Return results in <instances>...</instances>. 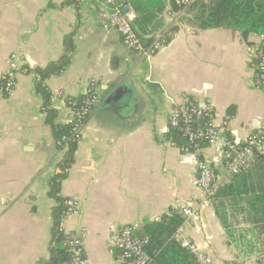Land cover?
<instances>
[{
    "label": "crops",
    "instance_id": "0c3cea01",
    "mask_svg": "<svg viewBox=\"0 0 264 264\" xmlns=\"http://www.w3.org/2000/svg\"><path fill=\"white\" fill-rule=\"evenodd\" d=\"M109 15L103 0H0V79L12 55L19 66L14 90L0 94V264H43L54 246L57 201L51 181L66 149L56 143L38 84L48 92L54 124L64 126L72 111L60 94L78 98L92 81L99 100L59 193L77 202L78 213L66 216L62 229L82 238L90 264H116L112 233L126 226L139 232L183 208L200 214L198 221L183 217L181 235L196 246L199 260L258 264L264 221L255 197L264 195V164L250 167L239 181V217L227 199L203 206L199 158L182 153L165 135L173 109L191 99L211 103L223 138L246 140L264 121V89L257 87L262 39L199 29L185 11L169 6L160 22L176 32L167 46L145 58L126 48ZM69 43V64L42 81L37 70L61 60ZM202 157L225 177L213 149L205 148Z\"/></svg>",
    "mask_w": 264,
    "mask_h": 264
},
{
    "label": "trees",
    "instance_id": "16d2710c",
    "mask_svg": "<svg viewBox=\"0 0 264 264\" xmlns=\"http://www.w3.org/2000/svg\"><path fill=\"white\" fill-rule=\"evenodd\" d=\"M184 1L116 0L121 7L130 6L133 9L136 14L134 21L135 31L138 39L147 50L154 48L156 45L162 48L171 42L176 29H165L160 22L161 15L167 7L171 6L174 12L185 11L189 16V21L199 29H230L241 32L244 39L254 34L262 39V43L258 47V53L264 52V0H194L190 4H185ZM72 52L73 46L72 43H69L67 44L66 54L61 60L53 63L45 70H37V73L42 77V81L51 75L61 74L71 61ZM38 90L45 96L44 111L48 116V123L53 128L56 143L60 149H66L64 158L59 163L61 171L51 181V197L57 201V206L53 210L54 246L50 259L43 264H71L72 257L64 246V242L68 237L64 232H61L62 222L67 215L68 200L61 198L59 193L61 183L74 160L77 142L72 139L73 124L64 126L54 124L55 116L50 107V97L41 83L38 84ZM83 97L84 95H81L78 98H69V100L75 104V108L79 109ZM233 112V108L229 109L228 115L232 116ZM211 116L214 117L213 112ZM207 120L199 118L196 124L204 123ZM223 134H226V132L223 131ZM226 139L234 141L229 137H226ZM165 140L179 149L188 148L191 152H195L197 144L205 147V144L201 142L191 144L179 129L169 128L165 135ZM199 158L200 160L203 159L201 154ZM259 163L264 164V155L253 165ZM212 167L218 177L217 168L213 164ZM247 170L233 176L230 184L219 185L218 191L213 197L212 205L222 199H227L229 201L228 207L241 217V183L239 181ZM255 200H258L255 205H261V207H257L262 213L261 220L264 221V195L255 197ZM219 216L221 217V222L227 226V223H225L227 217L224 213ZM183 224V216L178 210L173 209L161 219L149 222L139 230L137 233L138 237L146 241L144 248L151 259V264H202L196 254L183 247L179 240L176 239V233ZM228 234L231 236V231L228 230ZM117 257L118 252H116V260Z\"/></svg>",
    "mask_w": 264,
    "mask_h": 264
},
{
    "label": "built area",
    "instance_id": "2783aa9c",
    "mask_svg": "<svg viewBox=\"0 0 264 264\" xmlns=\"http://www.w3.org/2000/svg\"><path fill=\"white\" fill-rule=\"evenodd\" d=\"M103 1L110 8V26L122 37L126 48L145 58H151L158 53L161 49L159 45L147 50L138 39L134 28V13L127 6L125 8L121 7L116 0ZM193 1L185 0L184 3L190 4ZM18 71V58L16 55H12L6 75L0 79V94H10L14 90L17 85ZM257 87L264 89V52L257 54ZM95 88L96 82L92 81L83 94L84 97L79 109L75 108V104L64 94H60L71 108L72 120L69 124H73L72 139L76 142L81 140L92 109L99 100ZM212 112L210 102L202 104L195 100L185 99L183 103L173 109L169 120V128L181 130L191 144L197 142L205 144V147L197 144L195 152H191L188 148H181L182 153L193 154L199 158L205 148H211L226 168V175L221 179L216 176L209 161L205 158L198 159L197 184L204 195L203 206L206 207L212 205L213 197L217 193L219 185L223 184L225 179L239 175L264 155V121L243 142L230 141L223 138L221 130L214 124L211 116ZM199 118L208 120L196 124ZM178 212L183 217L190 218L193 221L200 220V214L191 208H183ZM77 213V202L73 199L68 200L66 216ZM61 232L65 233L63 229H61ZM182 232L183 229L180 227L176 233V239L183 247L198 255L196 246L190 240L183 239ZM137 233V226H126L111 234L109 242L118 252L116 264H151V259L144 248L146 241L139 238ZM69 235L67 234L68 238L64 242V246L72 257L71 264H90L85 255L82 238L77 234ZM200 261L202 264H213L212 260L207 258H201ZM258 264H264V256L258 259Z\"/></svg>",
    "mask_w": 264,
    "mask_h": 264
}]
</instances>
